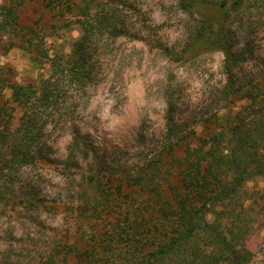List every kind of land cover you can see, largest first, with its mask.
<instances>
[{"label":"trees","instance_id":"1","mask_svg":"<svg viewBox=\"0 0 264 264\" xmlns=\"http://www.w3.org/2000/svg\"><path fill=\"white\" fill-rule=\"evenodd\" d=\"M31 1L45 7L38 19L50 13V24L23 20ZM120 1L2 0L0 37L24 47L48 69L22 84L13 80L12 69L0 68V205L19 200L72 215V235L37 264H249L253 253L244 245L249 221L242 222L241 214L245 185L264 177V52L251 65L264 27V0L181 1L192 22L178 55L223 54L220 104L189 123L177 118L178 94L167 90L162 142L144 163L83 168L71 150L62 160L50 153L45 136L62 113L63 89L85 95L102 73L111 42L124 37L114 17ZM72 24L81 32L70 52L51 55L43 47L47 30ZM6 90L9 99H4ZM79 140L75 134L77 148L86 139ZM24 168L66 171L72 200L46 202L17 194ZM11 186L16 189L9 191ZM254 199L264 210V192ZM80 221L85 229L77 227ZM115 253L122 263L111 260Z\"/></svg>","mask_w":264,"mask_h":264},{"label":"rangeland","instance_id":"2","mask_svg":"<svg viewBox=\"0 0 264 264\" xmlns=\"http://www.w3.org/2000/svg\"><path fill=\"white\" fill-rule=\"evenodd\" d=\"M181 1L121 0L114 7V17L123 28L124 37L114 44L111 42L102 60V73L92 81L85 95L70 87V91L63 89L62 113L48 127L45 136L53 158L65 159L71 150L83 168L97 163V167L100 164L112 169V164L117 162L134 168L154 155L162 142L167 120V90L178 94L177 118L189 123L219 106L225 81L224 56L221 52H204L193 53L188 59L179 57L184 35L192 22ZM44 8L31 1L23 20L28 24L35 20H41L42 25L50 24V13L38 19ZM47 32L43 47L52 55L70 52L81 28L72 24L69 29H48ZM258 38L256 49L259 51L251 60L252 66L257 64L260 52H264V27ZM33 57L24 47L12 46L9 37H0V68L6 72L12 69L13 80L25 84L47 73L48 67H41ZM10 94L6 90L4 99H9ZM242 104L240 101L237 106ZM16 113L18 120L20 110ZM75 134L79 141L82 137L86 139L80 148L74 144ZM73 172L82 174L79 170ZM17 178L21 185L19 195L22 192L27 198L46 202L72 200L67 193V188L73 186L72 177L62 169L49 168L38 173L24 168ZM14 189L9 187V191ZM244 189L246 210L241 214V221H249L244 240L245 247L253 253L249 264H264V210L260 211L253 203L264 192V177H255ZM238 209L241 207L236 206ZM71 216L63 208L25 206L19 200L15 204L0 205V261L37 264L53 247L60 246V242L72 235L76 225L72 224ZM85 225L86 222L80 221L77 227L85 229ZM119 256L115 253L111 260L122 263Z\"/></svg>","mask_w":264,"mask_h":264}]
</instances>
